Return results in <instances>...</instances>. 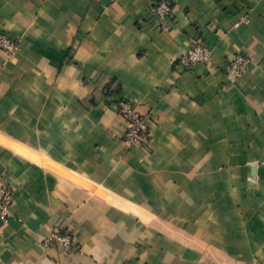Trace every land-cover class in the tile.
Returning <instances> with one entry per match:
<instances>
[{"label":"crops","instance_id":"0c3cea01","mask_svg":"<svg viewBox=\"0 0 264 264\" xmlns=\"http://www.w3.org/2000/svg\"><path fill=\"white\" fill-rule=\"evenodd\" d=\"M153 2L0 0V264H264V0Z\"/></svg>","mask_w":264,"mask_h":264},{"label":"built area","instance_id":"2783aa9c","mask_svg":"<svg viewBox=\"0 0 264 264\" xmlns=\"http://www.w3.org/2000/svg\"><path fill=\"white\" fill-rule=\"evenodd\" d=\"M173 13L171 0H155L150 10L152 18L160 23L167 21ZM18 45L7 38L0 36V50L6 53H13ZM212 59V49L204 41H198L186 54L185 60L188 66L195 64H207ZM252 66V59L249 56L238 54L230 63L229 73L233 78H238L248 72ZM118 113L126 124L124 135L125 142L129 146L143 147L150 141L149 127L143 116L137 111L130 98L122 100L118 104ZM14 194L12 189L0 182V217L10 215ZM52 240L64 252H72L74 249L72 237L68 233H55Z\"/></svg>","mask_w":264,"mask_h":264}]
</instances>
